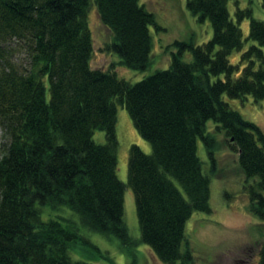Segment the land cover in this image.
I'll return each mask as SVG.
<instances>
[{"label": "trees", "instance_id": "trees-1", "mask_svg": "<svg viewBox=\"0 0 264 264\" xmlns=\"http://www.w3.org/2000/svg\"><path fill=\"white\" fill-rule=\"evenodd\" d=\"M231 1L187 0L199 22L211 23L213 38L175 42L169 69L131 83L92 68L88 15L96 7L113 34L106 49L121 66L143 71L151 64L150 27L159 26L141 0H0V264H88L69 255L72 244L87 243L82 228L124 247L140 241L164 264H195L185 228L195 212L212 211L211 177L198 156L202 139L215 167L210 122L239 154L247 179H256L247 187L249 208L264 220V131L224 100H264V21L238 8L235 22ZM245 18L246 40L255 44L244 51ZM233 51L242 52V70L230 61ZM185 52L192 62L183 60ZM118 106L152 148H129L138 241L124 221L126 184L116 170ZM97 130L106 144L93 140ZM44 207H67L80 223L44 221ZM257 264H264V244Z\"/></svg>", "mask_w": 264, "mask_h": 264}, {"label": "rangeland", "instance_id": "rangeland-1", "mask_svg": "<svg viewBox=\"0 0 264 264\" xmlns=\"http://www.w3.org/2000/svg\"><path fill=\"white\" fill-rule=\"evenodd\" d=\"M141 4L155 15L159 28L150 27L153 38L151 64L146 70H133L121 66L117 54L107 51L106 47L113 41L112 32L103 26L97 9L93 7L89 13L90 27L94 38L92 68L111 69L121 79L137 83L155 74L157 71L169 69L172 54L177 52L175 42H192L203 45L214 35L209 21L199 22L187 9V0H141ZM251 8L256 19L264 21L263 0H232L230 12L235 22V11ZM244 40L249 37L250 19L245 18L241 23ZM255 44L246 40L245 49ZM242 52L233 51L230 61L240 65ZM20 59H24L22 55ZM192 54L185 52L183 60L192 62ZM224 100L246 120L257 124L264 131V100L254 102L251 97L232 99L227 95ZM116 132L119 141L117 174L126 184L124 195V221L133 241L141 238L140 225L137 216L135 196L128 186V161L132 145L139 146L146 154L152 153L151 144L143 139L130 118L124 106H118ZM208 129L215 136L218 147L216 163L213 168L209 161L207 150L202 139L198 140V156L202 160L204 172L211 177V212H195L186 225V236L193 250L195 264H257L259 254L264 244V220L250 212V198L247 187L254 184L256 179L248 180L239 165V154L229 146V139L222 133H216L213 122L208 123ZM106 134L97 130L94 139L98 144H106ZM3 143V133L0 128V144ZM69 216V217H68ZM71 219L80 223L78 215L69 208L55 210L44 207V221L60 220L63 224ZM82 240L72 244L70 256L75 261L93 264H164L152 251L140 241L124 247L116 237H107L101 233L81 229Z\"/></svg>", "mask_w": 264, "mask_h": 264}]
</instances>
